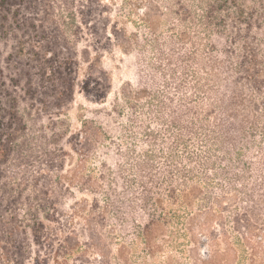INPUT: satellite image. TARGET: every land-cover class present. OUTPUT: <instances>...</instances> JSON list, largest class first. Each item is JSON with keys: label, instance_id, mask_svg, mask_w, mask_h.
<instances>
[{"label": "trees", "instance_id": "trees-1", "mask_svg": "<svg viewBox=\"0 0 264 264\" xmlns=\"http://www.w3.org/2000/svg\"><path fill=\"white\" fill-rule=\"evenodd\" d=\"M197 3L195 10L178 6L169 107L164 91L139 90L124 97L135 101L126 125L82 122L70 180L91 199L77 202V222L61 224L55 250L51 236L41 241L42 224L32 228L33 244L44 248L33 264H47L51 253L53 264L70 257L72 264H109L108 215L125 205L116 206L109 191L119 180L122 195L130 192L129 213L149 217L120 246L124 264L140 245L144 259L164 253L154 242L159 236L178 255H167L166 264L182 263L184 241L191 245L188 264H264V4L257 10L236 0ZM141 94L149 102L139 117ZM145 114L156 130L143 129ZM113 135L123 162L87 170L93 146Z\"/></svg>", "mask_w": 264, "mask_h": 264}, {"label": "rangeland", "instance_id": "rangeland-1", "mask_svg": "<svg viewBox=\"0 0 264 264\" xmlns=\"http://www.w3.org/2000/svg\"><path fill=\"white\" fill-rule=\"evenodd\" d=\"M198 1L0 0V264H33L35 253L44 257V248L33 244L34 226L42 224L41 241L51 236L55 250L61 224L79 220L77 202L91 199L70 180L82 122L126 125L135 101L124 97L139 90L164 91L169 107L174 42L181 31L175 18L183 13L178 6L195 10ZM236 1L257 10L264 4ZM141 95L139 117L149 102ZM150 116H143L142 127L153 131L158 127ZM112 141L118 136L93 146L87 170L123 162ZM121 183L109 189L116 206L125 204L108 215L114 228L109 264H124L120 246L135 225L149 220L145 211L129 213L130 192L122 195ZM154 242L165 252L144 259L140 245L129 254L131 264H166L167 255L178 256L161 236ZM183 244L181 264H188L183 258L191 245Z\"/></svg>", "mask_w": 264, "mask_h": 264}]
</instances>
